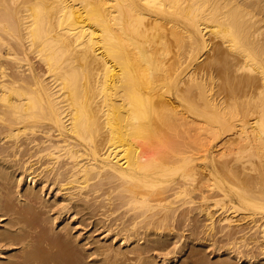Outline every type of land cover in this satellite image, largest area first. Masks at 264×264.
<instances>
[{
    "label": "bare ground",
    "instance_id": "obj_1",
    "mask_svg": "<svg viewBox=\"0 0 264 264\" xmlns=\"http://www.w3.org/2000/svg\"><path fill=\"white\" fill-rule=\"evenodd\" d=\"M0 264H264V0H0Z\"/></svg>",
    "mask_w": 264,
    "mask_h": 264
}]
</instances>
